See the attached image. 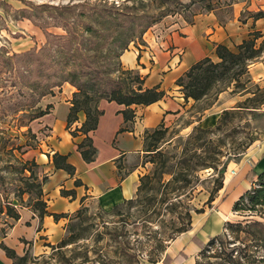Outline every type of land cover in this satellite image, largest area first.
<instances>
[{"label":"trees","instance_id":"16d2710c","mask_svg":"<svg viewBox=\"0 0 264 264\" xmlns=\"http://www.w3.org/2000/svg\"><path fill=\"white\" fill-rule=\"evenodd\" d=\"M198 1L202 2L207 12L215 11L218 15V9L244 0ZM157 2L158 0H84L51 5L53 11L41 22H36L46 36V41L41 47L32 46L22 51H14L12 54L1 48L0 74L9 73V77L12 78L11 85L14 87L9 111L2 112L12 115L15 121L9 129H5L0 123V155L3 158L8 156L4 160L5 164L0 165V218L4 215L7 219L18 220L23 207L31 208L41 219L49 214L48 203L44 197V184L49 180V176L40 171V163L35 156H25L29 149L36 148L39 144V136L32 122L50 112L53 107L52 103L43 105L41 103L43 97L55 94L65 82H70L76 87L71 99L72 106L67 127L74 136L84 135L77 145L83 158L86 161H92L96 158L98 148L90 132L97 128L99 118L104 112L100 108L101 100H115L124 104L126 107L122 111L128 122L135 117L133 104L148 105L167 94L160 84L152 87L144 86L145 76L134 68L124 67L121 62V55L130 45L144 43L145 32L170 13L167 11L170 9L169 6L161 9L164 4L160 5ZM180 3L182 4L181 1ZM241 12L248 14L240 18L243 21H246L248 17L257 20L264 17V5L259 6L258 9L244 8ZM183 14L190 23H193L196 13H192L191 17ZM219 19L224 20L220 17ZM50 26L62 27L64 32L55 33L49 29ZM262 34L259 29L251 30L249 35L236 45V49L224 43H218L216 45L218 60L205 56L193 63L185 74L177 79V84L184 92V98L186 100L202 99L221 83L224 86L220 91L225 89V85L235 83L238 89L233 91L250 92V87L247 85V82L251 80L249 65L263 55L264 41L258 43V38ZM256 86L264 94V88H261L259 84ZM250 99L253 97L246 98V100ZM259 100L263 103L264 97ZM238 106L242 104L239 103ZM254 107L259 106L254 105ZM81 111L85 112V120L80 126L73 128V123L79 119ZM224 112L230 111L225 109ZM128 128L130 127L126 125L121 130ZM167 130L168 126H165L164 122L155 128L146 129V150L158 148H149L147 137L153 136L159 139ZM219 152L220 150L216 151L217 155L220 154ZM52 160L57 168H64L71 174L75 173V165L69 162L68 154L56 151L52 155ZM183 161L185 166L164 183L165 187L169 188L182 180L185 183L189 181L188 172L184 170L190 165V158L185 157ZM220 161L219 155L216 159L211 155L198 164L213 167L217 171ZM225 167L224 163L219 170L221 178L215 190L211 192L209 201L215 198L214 191L224 186ZM256 175L257 179L254 180L256 185L236 200L235 209H248L264 214V172L257 173L251 169L247 173V178L253 180ZM76 182L78 183L79 180ZM181 186H183L182 182L175 185L173 191ZM138 189L140 190V186ZM179 191L180 189L171 196L165 190L158 199L160 205L158 212L154 211L160 213L161 208L167 203L162 209L171 213L174 219V230L167 238H159L158 250L162 253L169 244L165 242L166 240H174L192 226V214L185 206L182 197H179L181 195ZM67 192L70 191L63 190V193ZM26 195L28 199L25 198ZM175 197L178 198L173 199ZM126 201L133 202L134 198L126 199ZM180 206L182 208H179ZM201 211H204V208L198 209V212ZM54 216L59 219L67 215L54 213ZM150 217L151 215L146 219L151 220ZM228 226L235 230L233 228L242 227V222H228ZM244 227L259 228L251 231L250 234H254V237L258 239L256 249L264 248V221L255 219L247 222ZM8 231L5 227L2 228V236H6ZM118 238L119 233H116L115 239L118 240ZM216 240L223 241L220 234L212 236L207 246H211ZM68 242H70L69 239H62L61 245H66ZM0 246L13 259L12 264H21L26 261L27 252L19 254L4 240L0 242ZM229 253V259L222 264H255L252 262H255L256 258L248 259L247 263H244L240 255H235L234 251ZM160 258L154 256L150 258V261L156 262ZM178 258L180 256L177 255ZM260 261H264V256L260 257ZM179 264H183V261L180 260Z\"/></svg>","mask_w":264,"mask_h":264},{"label":"rangeland","instance_id":"374dc122","mask_svg":"<svg viewBox=\"0 0 264 264\" xmlns=\"http://www.w3.org/2000/svg\"><path fill=\"white\" fill-rule=\"evenodd\" d=\"M79 1L84 0L0 1V50L1 48L5 49L12 54L14 51H22L32 46L41 47L46 38H43V29L36 22H41L53 11L51 5ZM157 3L164 4L161 9L169 6L170 9L167 11L170 13L168 15L179 14L185 18L183 13L190 17L192 13H196L193 17L195 19L199 14L209 13L202 6V2L198 0H158ZM261 5H264V0H244L232 6L218 9V15L215 11L213 12L217 17L228 21L246 17L248 14L241 12L244 8L258 9ZM49 29L55 33L64 32L62 27L50 26ZM259 30L263 34L258 38V43L264 41V30ZM236 45L233 49H236ZM262 60H264V52L262 56L250 63L249 68L254 62ZM260 67H263L260 70L261 76L250 72L251 80L247 82L250 92L233 91V89H238L235 83H231L229 86L225 85L223 90L235 97V101L232 104L227 102L216 105L213 110L217 113L215 117L212 115L205 122L191 124L193 119L191 110H194V116L198 118L200 114L197 111L203 113L204 109L210 107L212 102L217 99V95L224 86L223 83L212 89L208 96L188 108L178 122L165 125L168 126V130L163 137L159 139L153 136L147 137L149 148H158L149 150L145 154L138 185L140 190H137L133 202L125 200L110 208H102L97 205L82 206L71 215H67V219H64V234L59 240L54 242L43 240L40 242L39 248L34 247L32 241L30 243L26 241L28 247L25 252L28 256L26 261L21 264H150L151 257L159 256L160 260L166 258L171 252L168 246L174 240L165 241L169 244L162 253L158 250L159 238H167L174 230V219L171 213L162 209L167 203L161 208L160 213L154 212L159 210L158 199L161 194L167 190L168 194L173 196L175 195L173 193L180 189L179 197H182L185 206L190 209L192 214L191 230L194 227L193 222L203 224L209 216L215 213L219 206L217 203L225 198V191L221 192L220 189L214 191L215 198L212 201L208 200L221 178L219 170L222 169L224 163L226 164L225 184V180L233 172L231 168L242 169L245 164H250L252 156L257 155L258 157L264 152V102L260 103L259 100L264 97V94L256 86L259 84L261 88H264V66ZM10 78L9 73L0 74V123L5 129H9L15 121L12 119V115L3 114V112L9 111L10 101L13 98L14 87L11 85L12 78ZM247 97H253V99L246 100ZM239 103L242 106H238ZM254 105L259 107H254ZM225 109H229L230 112L225 113ZM35 131L39 136V144L36 148L29 149L25 156L36 157L43 149L44 142L41 139L45 131L42 128L35 129ZM217 150H220V154H218L221 160L218 162L219 170L215 171L213 167L198 164L211 155L216 159ZM185 157L190 158V165L184 170L188 172L189 181L186 183L183 180L180 181L183 186L173 191V187L180 183L171 185L169 188L165 187L164 183L185 166L183 161ZM5 158L7 159L8 156L3 158L0 155V165L5 164ZM261 166L264 167V163ZM255 179H257V175L253 180L248 179L249 181L245 182L246 187L242 194L256 185L254 184ZM25 198L28 199V195ZM235 202L231 209L229 208V219L221 222L219 231L208 236L203 245L195 251L192 261L183 262V264H222L229 259L228 254L231 251H234L235 255H240L244 263H247L248 259L256 258L252 263L264 264V261H260V257L264 256V248L256 249L258 239L254 237V234H250L251 231L259 228L244 227L247 222L255 219L264 221V214L248 209L237 210L234 206ZM200 208H204V211L198 212ZM150 215L151 220H147L146 218ZM13 221V218L7 219L2 215L0 236H2V228L11 229ZM239 221L242 222L240 228L235 227L233 228L235 230H232L228 226V222ZM212 222L213 217L208 225L209 229L214 228ZM200 230L201 227L197 226L193 231L200 232ZM116 233H119L118 240L115 239ZM218 234L221 235L223 241L216 240L211 246H207L209 239ZM65 238L70 242L61 245V240Z\"/></svg>","mask_w":264,"mask_h":264},{"label":"crops","instance_id":"0c3cea01","mask_svg":"<svg viewBox=\"0 0 264 264\" xmlns=\"http://www.w3.org/2000/svg\"><path fill=\"white\" fill-rule=\"evenodd\" d=\"M9 1V0H0ZM264 30V17L254 20L252 17L246 21L239 18L228 21L220 20L215 12L199 14L193 23L188 22L182 15H167L161 21L151 26L144 34V43L131 44L121 55V62L126 68H134L145 76L144 86L152 87L160 84L167 94L148 105L133 104L135 117L128 122L125 120L123 109L126 107L115 100L103 99L100 108L104 110L99 118L96 129L90 132L95 146L98 148L96 158L86 161L83 158L77 143L84 135L74 136L67 127L68 115L72 106L71 99L76 87L65 82L55 94H48L41 100L43 105L52 103L50 112L32 122L34 130L44 129V145L36 156L40 163V171L49 176L44 184V197L47 200L49 214L42 219L29 207L21 208V217L13 221V226L6 236H0V242L16 249L23 254L28 246L26 241L39 248L40 242L59 240L64 234V219H56L54 213L71 215L82 206L97 205L110 208L120 204L126 199L136 195L145 154V131L157 127L161 122L171 125L180 120L187 109L202 99L184 98L181 86L177 79L197 60L211 56L214 60L219 57L216 45L224 43L235 47L253 28ZM43 38L46 36L43 32ZM264 60L254 62L250 72L262 75L260 70ZM226 90L217 95V99L210 107L194 116L191 124L205 122L207 118L216 116L213 110L216 105L232 104L235 97L230 96ZM214 112V113H212ZM85 112H79V119L73 123V128L80 126L85 120ZM190 124V125H191ZM128 125L130 128L121 130ZM68 154L69 162L75 165V173L71 174L64 168H57L52 160L54 152ZM264 152L261 156H252L250 164L242 169H235L225 180L221 192L225 191V198L221 200L212 216L203 223H194V227L174 239L169 244L171 252L150 264H179L192 261L195 251L203 245L209 235H213L221 228V222L229 219V208L244 192L247 173L254 169L257 173L264 172ZM231 170H234L231 168ZM79 180L77 183L76 181ZM63 190L70 191L63 193ZM231 211V210H230ZM213 217V229L208 225ZM197 226L200 232L193 231ZM191 232V233H189ZM193 232V233H192ZM49 239H47V238ZM177 255L180 258L177 259ZM13 259L0 246V264H12Z\"/></svg>","mask_w":264,"mask_h":264},{"label":"built area","instance_id":"2783aa9c","mask_svg":"<svg viewBox=\"0 0 264 264\" xmlns=\"http://www.w3.org/2000/svg\"><path fill=\"white\" fill-rule=\"evenodd\" d=\"M233 171V173L235 172V170H232Z\"/></svg>","mask_w":264,"mask_h":264}]
</instances>
